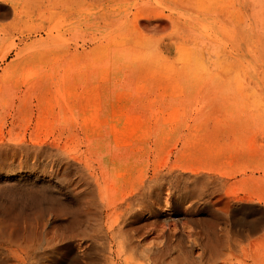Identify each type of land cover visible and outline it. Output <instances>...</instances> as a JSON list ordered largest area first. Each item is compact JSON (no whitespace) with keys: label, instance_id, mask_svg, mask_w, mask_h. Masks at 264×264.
Returning a JSON list of instances; mask_svg holds the SVG:
<instances>
[{"label":"rangeland","instance_id":"obj_1","mask_svg":"<svg viewBox=\"0 0 264 264\" xmlns=\"http://www.w3.org/2000/svg\"><path fill=\"white\" fill-rule=\"evenodd\" d=\"M10 42L37 55L14 73L4 72L14 52L0 62V143L102 165L107 224L134 182L174 166H203L264 211V0H0V48ZM185 208L164 206L159 228L185 218L195 231L212 216L211 205ZM224 212L217 231L232 233ZM239 240L226 264H264V219ZM135 258L113 259L150 264Z\"/></svg>","mask_w":264,"mask_h":264},{"label":"bare ground","instance_id":"obj_2","mask_svg":"<svg viewBox=\"0 0 264 264\" xmlns=\"http://www.w3.org/2000/svg\"><path fill=\"white\" fill-rule=\"evenodd\" d=\"M41 31L40 26L36 32ZM19 46L10 42L0 48V62L11 52L15 55L4 69L7 74L14 69L18 72L37 55L28 43ZM30 149L20 143H0V264H95L92 255L97 240L100 264H114V255L121 252L128 258L142 257L150 264H226L223 250H231L245 236L256 235L264 219V211L246 201L243 194L222 192L223 179L205 175L203 166L187 170L174 166L134 182L121 197L126 199L122 211L107 224L110 216L106 212L113 200L102 184V165L96 167L90 158L88 162L49 155L42 149L30 153ZM233 201H241V205L236 208ZM170 202L172 207H186L185 211L211 205L215 212L212 209L208 221L196 218L195 231L189 230L191 220L185 218L170 219L166 228H159L163 207ZM185 202L191 205L185 206ZM224 211L232 214V233L228 229L217 231V214ZM152 234L159 240L146 242ZM185 242L200 250L197 255L182 248Z\"/></svg>","mask_w":264,"mask_h":264}]
</instances>
